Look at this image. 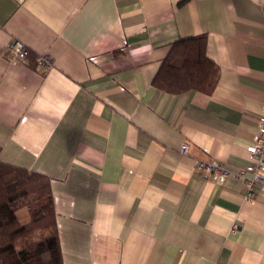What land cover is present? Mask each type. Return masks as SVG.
<instances>
[{"label":"crops","instance_id":"0c3cea01","mask_svg":"<svg viewBox=\"0 0 264 264\" xmlns=\"http://www.w3.org/2000/svg\"><path fill=\"white\" fill-rule=\"evenodd\" d=\"M200 34L214 90L157 87ZM263 113L264 0H0V160L50 178L64 264H264V190L197 166H246Z\"/></svg>","mask_w":264,"mask_h":264},{"label":"trees","instance_id":"16d2710c","mask_svg":"<svg viewBox=\"0 0 264 264\" xmlns=\"http://www.w3.org/2000/svg\"><path fill=\"white\" fill-rule=\"evenodd\" d=\"M31 52L28 62L33 61ZM219 67L206 53L204 34L176 40L160 63L154 84L171 93H207ZM0 264H64L50 178L0 160Z\"/></svg>","mask_w":264,"mask_h":264},{"label":"built area","instance_id":"2783aa9c","mask_svg":"<svg viewBox=\"0 0 264 264\" xmlns=\"http://www.w3.org/2000/svg\"><path fill=\"white\" fill-rule=\"evenodd\" d=\"M12 56L10 60L28 62L30 49L23 42L16 40L11 47ZM36 64L40 68H49L53 65V60L49 54H38L35 57ZM189 143L184 142L181 145V151L186 153ZM249 153V163L233 172L223 162L216 159L199 160L197 166L206 172L212 180H224L229 175L234 174L242 180L244 198L253 201L256 195L264 190V113L259 117L258 130L253 136V141L247 146ZM264 254V251H263Z\"/></svg>","mask_w":264,"mask_h":264}]
</instances>
